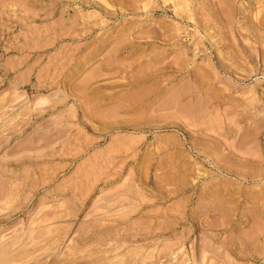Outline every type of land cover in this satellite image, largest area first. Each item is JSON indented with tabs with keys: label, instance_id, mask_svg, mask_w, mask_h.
<instances>
[{
	"label": "rangeland",
	"instance_id": "obj_1",
	"mask_svg": "<svg viewBox=\"0 0 264 264\" xmlns=\"http://www.w3.org/2000/svg\"><path fill=\"white\" fill-rule=\"evenodd\" d=\"M0 264H264V0H0Z\"/></svg>",
	"mask_w": 264,
	"mask_h": 264
},
{
	"label": "bare ground",
	"instance_id": "obj_2",
	"mask_svg": "<svg viewBox=\"0 0 264 264\" xmlns=\"http://www.w3.org/2000/svg\"><path fill=\"white\" fill-rule=\"evenodd\" d=\"M181 2V1H180ZM193 19V18H192ZM125 37V36H124Z\"/></svg>",
	"mask_w": 264,
	"mask_h": 264
}]
</instances>
